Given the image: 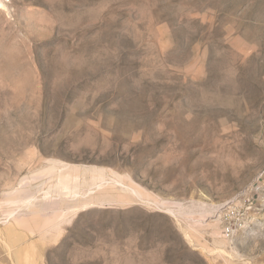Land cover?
Here are the masks:
<instances>
[{"label":"rangeland","instance_id":"1","mask_svg":"<svg viewBox=\"0 0 264 264\" xmlns=\"http://www.w3.org/2000/svg\"><path fill=\"white\" fill-rule=\"evenodd\" d=\"M0 264H264V0H0Z\"/></svg>","mask_w":264,"mask_h":264},{"label":"built area","instance_id":"2","mask_svg":"<svg viewBox=\"0 0 264 264\" xmlns=\"http://www.w3.org/2000/svg\"><path fill=\"white\" fill-rule=\"evenodd\" d=\"M225 231H226V235L229 236L231 234V228L230 227H228Z\"/></svg>","mask_w":264,"mask_h":264}]
</instances>
